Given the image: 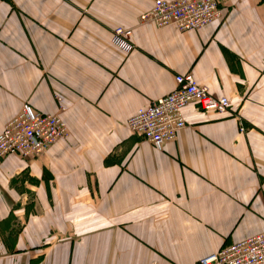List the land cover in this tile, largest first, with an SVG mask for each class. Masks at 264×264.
<instances>
[{
	"label": "crops",
	"instance_id": "1",
	"mask_svg": "<svg viewBox=\"0 0 264 264\" xmlns=\"http://www.w3.org/2000/svg\"><path fill=\"white\" fill-rule=\"evenodd\" d=\"M153 2L0 0V133L23 105L66 126L0 158V264H199L264 234V0L184 32L141 24ZM185 74L228 112L189 104L161 149L129 132Z\"/></svg>",
	"mask_w": 264,
	"mask_h": 264
},
{
	"label": "built area",
	"instance_id": "2",
	"mask_svg": "<svg viewBox=\"0 0 264 264\" xmlns=\"http://www.w3.org/2000/svg\"><path fill=\"white\" fill-rule=\"evenodd\" d=\"M220 4L221 0H154L139 22L153 23L158 28L174 26L180 32L199 30L221 17ZM131 35L130 30L116 28L111 43L119 51L129 53L134 48ZM174 81L175 88L169 94L138 109L126 122L129 132L156 149L174 141L184 129L182 110L189 104L219 115L226 114L230 108L227 98L213 97L190 74L176 75ZM65 135L66 126L59 113L44 114L23 105L0 133V158L39 157ZM199 264H264V234L223 247L202 258Z\"/></svg>",
	"mask_w": 264,
	"mask_h": 264
}]
</instances>
